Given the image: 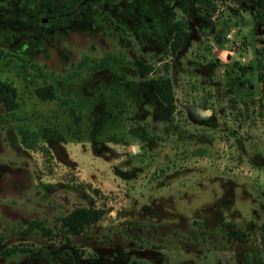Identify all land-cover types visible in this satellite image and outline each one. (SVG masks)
I'll list each match as a JSON object with an SVG mask.
<instances>
[{
	"label": "rangeland",
	"instance_id": "374dc122",
	"mask_svg": "<svg viewBox=\"0 0 264 264\" xmlns=\"http://www.w3.org/2000/svg\"><path fill=\"white\" fill-rule=\"evenodd\" d=\"M255 5L0 0V79L16 92L14 109L0 103V264H264ZM172 18L185 30L174 53ZM77 205L104 212L64 236Z\"/></svg>",
	"mask_w": 264,
	"mask_h": 264
},
{
	"label": "trees",
	"instance_id": "16d2710c",
	"mask_svg": "<svg viewBox=\"0 0 264 264\" xmlns=\"http://www.w3.org/2000/svg\"><path fill=\"white\" fill-rule=\"evenodd\" d=\"M169 3L170 0H162ZM200 1V0H198ZM259 5L253 6L252 16L257 23L264 25V0H255ZM172 14V10L169 11ZM172 37L170 41V52L174 53L180 45L182 36L185 30L183 25L177 19L171 20ZM133 66L139 73H148L152 65L141 61L139 58H134ZM149 84L155 94L159 97L164 105V108L171 112L173 109V92L171 88V81L168 76L158 75L149 78ZM34 93L40 98H49L53 96V88L51 84L36 86ZM15 87L8 81L0 79V103L5 110H12L16 107L15 101ZM103 208L93 205H77L72 207L69 211L60 217L59 225L63 231L64 236L70 234H77L81 232L87 225L95 223L103 214ZM261 241L264 247V223L260 226ZM236 239H242L243 235L232 229L230 232Z\"/></svg>",
	"mask_w": 264,
	"mask_h": 264
}]
</instances>
